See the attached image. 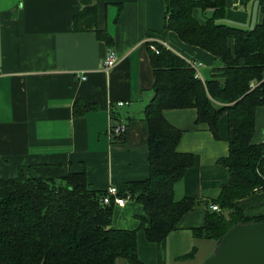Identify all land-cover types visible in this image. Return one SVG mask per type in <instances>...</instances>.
<instances>
[{"label":"crops","instance_id":"obj_1","mask_svg":"<svg viewBox=\"0 0 264 264\" xmlns=\"http://www.w3.org/2000/svg\"><path fill=\"white\" fill-rule=\"evenodd\" d=\"M79 6L78 0H0V178L13 177L20 165H28L39 178L85 170L88 188L95 191L145 179L149 162L142 110L153 84L146 39H160L186 61L201 62L203 79L217 64L209 52L164 30L163 0H96L98 27L114 38L112 48L119 57L104 70L109 46L93 31L72 28ZM193 13L198 18V9ZM260 20L257 0H230L224 17L226 24L242 29ZM76 100L95 109L76 115ZM119 101L124 104L118 106ZM112 109L127 124L123 141L107 135ZM163 115L182 131L178 150L194 155V164L174 186L175 198L194 197L202 203L184 214L163 242H148L139 230L137 253L146 264H202L216 241L194 238L192 228L202 225L210 199L229 182L228 169L217 159L227 154L234 132L226 114L219 119L218 138L205 123H195L194 108L166 109ZM255 116L252 141L261 143L264 105ZM234 203L248 216L264 215V190ZM143 214L142 206L129 199L114 207L112 226L136 228ZM193 247L194 254L182 258ZM201 247L205 252L198 259Z\"/></svg>","mask_w":264,"mask_h":264},{"label":"trees","instance_id":"obj_2","mask_svg":"<svg viewBox=\"0 0 264 264\" xmlns=\"http://www.w3.org/2000/svg\"><path fill=\"white\" fill-rule=\"evenodd\" d=\"M78 1L73 30L93 31L112 47L114 38L98 27L96 0ZM257 2L261 20L251 29H242L224 22L230 0H163L164 30L209 52L217 64L209 78H196L184 58L161 43L147 41L153 74L152 96L142 110L148 177L118 185V195H128L144 210L138 226H112L116 205L112 199L102 202L105 191L88 188L85 170L39 178L30 174L28 165H20L17 175L0 178V264H117L119 259L125 264H146L137 253L138 231L148 242H163L184 214L202 203L194 197L175 198L174 186L194 164V155L178 150L182 131L165 119L166 109L194 108L195 123H205L214 138L219 137V119L226 114L234 132L227 154L217 159L229 173L228 184L209 201L219 210L206 208L202 225L192 228L193 237L217 241L238 222L264 221V215L248 216L234 203L264 190V142L252 141L255 112L264 105V83L260 82L264 0ZM194 9L199 11L198 18ZM206 10L210 15H205ZM93 109L92 103L83 100L73 104L76 115ZM109 119L123 122L113 109ZM124 134L109 136L123 141ZM194 252L195 247L182 258Z\"/></svg>","mask_w":264,"mask_h":264},{"label":"water","instance_id":"obj_3","mask_svg":"<svg viewBox=\"0 0 264 264\" xmlns=\"http://www.w3.org/2000/svg\"><path fill=\"white\" fill-rule=\"evenodd\" d=\"M214 244L202 264H264V221L238 222Z\"/></svg>","mask_w":264,"mask_h":264},{"label":"built area","instance_id":"obj_4","mask_svg":"<svg viewBox=\"0 0 264 264\" xmlns=\"http://www.w3.org/2000/svg\"><path fill=\"white\" fill-rule=\"evenodd\" d=\"M146 41H155V42L161 43L162 45L167 47L165 43L160 41V39L157 40L154 37H149L146 39ZM150 47L153 51H157L156 47L153 44H151ZM106 53L107 54L104 56V59H103V69L104 70H107L111 67H114V65L117 62H119V57L117 55L118 52H116L114 48L109 47L108 52H106ZM187 62L194 69L195 77L202 79V75L198 70L199 66H201L202 63L195 61V60H192V59H188ZM260 82L264 83V72H263V75H262ZM123 104H124V102H122V101H119L117 103L118 106H122ZM126 129H127L126 123H123V122H114L113 123V121L109 119L107 135L111 136V135L124 134L126 132ZM129 198L130 197L128 195H126V196L118 195V187L115 185H110V187L108 186V188L106 189L105 194L102 196V202L104 204H106V203H109L112 199L113 203L116 206H124V204L126 203L127 200H129ZM210 207L212 210H219L217 205L213 204V205H210Z\"/></svg>","mask_w":264,"mask_h":264},{"label":"rangeland","instance_id":"obj_5","mask_svg":"<svg viewBox=\"0 0 264 264\" xmlns=\"http://www.w3.org/2000/svg\"><path fill=\"white\" fill-rule=\"evenodd\" d=\"M205 15H206V16L210 15V10H206V11H205ZM112 225H113V224H112ZM212 251H213V250H212ZM204 252H205V247H201V248H200V251H199V254H198V259H200V258H202V257L204 256ZM208 256H209V255H207L206 257H208ZM206 257H205V258H206ZM205 258H204V259H205ZM204 259H203V260H204ZM121 262L124 263L123 260H120V259H119V260L117 261V264H118V263L120 264ZM202 262H203V261H202ZM124 264H125V263H124Z\"/></svg>","mask_w":264,"mask_h":264}]
</instances>
